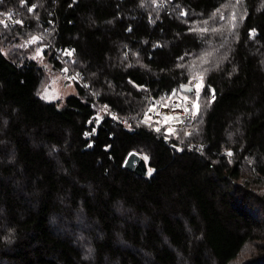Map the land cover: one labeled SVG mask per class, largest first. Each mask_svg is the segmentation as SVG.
<instances>
[{"label": "trees", "instance_id": "obj_1", "mask_svg": "<svg viewBox=\"0 0 264 264\" xmlns=\"http://www.w3.org/2000/svg\"><path fill=\"white\" fill-rule=\"evenodd\" d=\"M0 21V264H264V0H0ZM39 47L78 75L61 102ZM191 75L189 134L89 123Z\"/></svg>", "mask_w": 264, "mask_h": 264}, {"label": "built area", "instance_id": "obj_2", "mask_svg": "<svg viewBox=\"0 0 264 264\" xmlns=\"http://www.w3.org/2000/svg\"><path fill=\"white\" fill-rule=\"evenodd\" d=\"M7 22L9 20L5 18V23ZM62 74L67 80L78 77L76 72L69 69L63 71ZM197 85H200L199 89ZM185 89H190V91ZM197 93L200 99L202 97V82L199 77L191 75L174 90L164 91L156 97L148 95L144 108L136 116L123 115L109 108L106 104H98V115L92 116L89 123L96 127L104 119H108L111 123L122 124L126 128L143 127L153 130L155 133L160 132L167 139H174L179 135V131L189 134L198 119L199 112L193 114L196 111L193 104L197 101ZM185 98L187 99L185 100ZM177 105H180V107H177ZM185 108L189 111L185 112ZM150 109L152 110L150 111ZM165 117H178V120L170 119L166 121Z\"/></svg>", "mask_w": 264, "mask_h": 264}, {"label": "rangeland", "instance_id": "obj_3", "mask_svg": "<svg viewBox=\"0 0 264 264\" xmlns=\"http://www.w3.org/2000/svg\"><path fill=\"white\" fill-rule=\"evenodd\" d=\"M41 51L42 48L39 47L32 53V58L43 69V78L40 86L41 94L46 100L61 102L66 96L75 92L74 82L73 80H67L62 72L53 68L47 61V58L42 55Z\"/></svg>", "mask_w": 264, "mask_h": 264}, {"label": "water", "instance_id": "obj_4", "mask_svg": "<svg viewBox=\"0 0 264 264\" xmlns=\"http://www.w3.org/2000/svg\"><path fill=\"white\" fill-rule=\"evenodd\" d=\"M123 168L133 172L138 176L145 177L148 174V167L145 159L135 152H131L128 154L123 163Z\"/></svg>", "mask_w": 264, "mask_h": 264}, {"label": "snow or ice", "instance_id": "obj_5", "mask_svg": "<svg viewBox=\"0 0 264 264\" xmlns=\"http://www.w3.org/2000/svg\"><path fill=\"white\" fill-rule=\"evenodd\" d=\"M29 11H31V9H29ZM0 23H3V21H0ZM16 23H19V21H16ZM36 38H33V40H35ZM39 54V53H38ZM71 53H66V55H70ZM66 71V70H65ZM200 85H197V88L199 89ZM185 90H188L190 91V89H185ZM187 98H185L186 100ZM198 100H199V94L197 93V101L193 104V108L196 110L193 114H197L198 111H199V104H198ZM177 107H180V105H177ZM152 109H150L151 111ZM185 112H188L189 109L185 108L184 109ZM150 119V118H149ZM170 119H176L178 120V117H165V120H170ZM157 131H159V129H157ZM171 131V130H170ZM229 155H231V153H229Z\"/></svg>", "mask_w": 264, "mask_h": 264}]
</instances>
